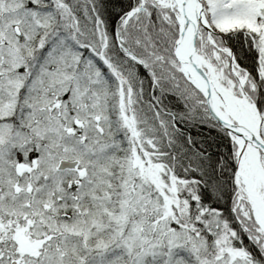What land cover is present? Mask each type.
Listing matches in <instances>:
<instances>
[{
	"label": "snow or ice",
	"instance_id": "6c2138e0",
	"mask_svg": "<svg viewBox=\"0 0 264 264\" xmlns=\"http://www.w3.org/2000/svg\"><path fill=\"white\" fill-rule=\"evenodd\" d=\"M0 264H264V0H0Z\"/></svg>",
	"mask_w": 264,
	"mask_h": 264
}]
</instances>
